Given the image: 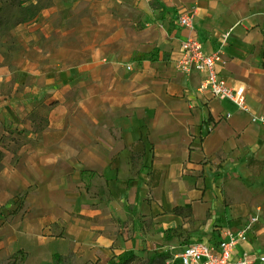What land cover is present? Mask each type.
Returning <instances> with one entry per match:
<instances>
[{"label":"crops","instance_id":"obj_1","mask_svg":"<svg viewBox=\"0 0 264 264\" xmlns=\"http://www.w3.org/2000/svg\"><path fill=\"white\" fill-rule=\"evenodd\" d=\"M55 1L58 17L40 24L53 45L42 49L84 56V137L68 142L72 116H52L55 107L46 128L32 132L28 113L38 105L24 113L33 138L9 129L21 145L2 148L0 259L22 250L23 264L68 253L99 263L113 251H181L237 230L248 214L264 218V122L251 120L264 117V0H159L162 14L150 0H130L132 16L114 13L128 0ZM185 10L205 51L220 49V73L245 88L246 111L181 69L187 29L177 17ZM13 105L4 110L16 117ZM139 138L141 167L130 159ZM175 206L189 208L190 219ZM236 252L264 255L263 219Z\"/></svg>","mask_w":264,"mask_h":264},{"label":"rangeland","instance_id":"obj_2","mask_svg":"<svg viewBox=\"0 0 264 264\" xmlns=\"http://www.w3.org/2000/svg\"><path fill=\"white\" fill-rule=\"evenodd\" d=\"M60 1L75 2L76 6L82 2V0ZM55 2V0H22L19 3L17 0H10L0 3V78H2L0 81V134L3 130L17 126L21 130L22 128L25 131L28 130L25 135L30 140L34 135L29 132L28 121L24 113L26 114L30 108L38 105L37 111L42 118H46L51 109L55 107L52 116L56 114V117H59L66 111L72 116L75 133L71 132L67 140L71 144H77L78 137H84V56L71 52L57 56L56 54L48 55V51L42 49L43 46L51 48L53 45L41 30L40 24L48 25L50 19L58 17L57 11L54 10L56 9ZM130 6L131 3L128 0L121 7H115L114 13L120 12L123 15L132 16ZM83 16L84 7L74 20L78 21ZM173 19L174 17L170 20L173 21ZM75 29H77L78 37H84V26L76 24ZM55 60L59 61L53 62ZM125 66H132V64L127 63ZM72 81L81 82L76 85L71 83ZM55 82L58 83V89H65L68 85L72 86V88H67V91L66 89L63 91L68 95L67 97H64L62 91L56 93V90H53L56 88ZM52 97L58 98L59 104L50 108L48 103ZM11 104H15L11 109L13 114H17L16 117L8 110H4ZM220 106L223 105L220 104ZM13 108H15L14 112ZM6 112L9 114L8 117L4 116ZM35 122H40V118L36 117ZM44 124L45 122L42 121L43 126ZM2 142H7L6 137L2 139ZM82 142L83 139H81ZM80 155L74 154V157L79 159ZM248 215L246 218L249 217ZM250 216H255L257 223L262 219L264 221V218H258L256 214H250ZM123 224L127 226L129 219H126ZM178 252L176 248H167L159 252L153 250L143 255L113 251L110 258L99 263V260L94 262L84 260L73 253L74 257L69 256L63 260L62 264H143L140 259L154 256L157 253H163L165 257L164 260L158 258V262L179 264L178 259L174 257V254ZM133 256L136 257L133 258Z\"/></svg>","mask_w":264,"mask_h":264},{"label":"built area","instance_id":"obj_3","mask_svg":"<svg viewBox=\"0 0 264 264\" xmlns=\"http://www.w3.org/2000/svg\"><path fill=\"white\" fill-rule=\"evenodd\" d=\"M193 11H182L178 24L187 29V34L180 45V67L184 72H197L201 76L200 87L211 97L232 102L239 110L246 111L245 88L242 85L231 84L218 69L221 61L220 51L207 52L203 43L195 33L192 20ZM130 68V66H127ZM228 117V114H225ZM222 119V118H220ZM264 122L263 116H252L251 120ZM255 216H249L237 230H223L218 237L205 240H194L186 243L181 251L174 254L179 264H264V255L240 254L236 252L239 242L247 241L256 221Z\"/></svg>","mask_w":264,"mask_h":264},{"label":"trees","instance_id":"obj_4","mask_svg":"<svg viewBox=\"0 0 264 264\" xmlns=\"http://www.w3.org/2000/svg\"><path fill=\"white\" fill-rule=\"evenodd\" d=\"M10 1V0H0L1 2ZM19 3L22 2V0H17ZM152 5H154L156 8L159 9L160 14L163 13V7L161 5V2L159 0H151ZM261 66L264 67V45L262 47V60H261ZM57 104V101H52L49 103V107H53ZM39 117L40 122L36 123L35 118ZM28 119L31 123L32 132L39 134L41 131H43L46 126L48 125V119L42 118V116L39 114V111L37 110H31L28 113ZM42 121L45 122L44 126L42 125ZM14 130H7L8 134L3 133L0 135V169L2 167V159L4 156V152L2 150L3 147H9L11 148V151L15 152L19 146L21 145V139L17 136L12 135ZM22 131H18V134ZM6 137L7 142L3 143L2 139ZM15 144V146H13ZM130 159L134 164H137L139 167H141V158L145 151V140L144 138H139L136 142L132 143L130 145ZM149 172L154 173V170L149 167ZM174 212L180 215H184L190 219L191 212L189 208H183L179 206L174 207ZM146 226H149V222L146 224ZM69 256L74 257L73 253H69L67 255H60V254H54L52 258V264H62L63 260L68 258ZM136 256H133L135 258ZM161 258L162 260L165 259L163 253H157L154 256H150L144 259H140V261H143V264H163V262H158L157 259ZM25 260V252L20 250L8 257L0 259V264H23Z\"/></svg>","mask_w":264,"mask_h":264}]
</instances>
